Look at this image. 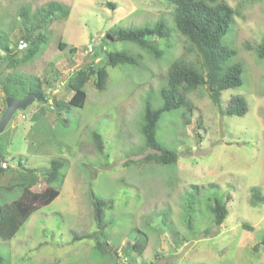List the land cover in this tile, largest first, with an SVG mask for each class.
Masks as SVG:
<instances>
[{"label":"rangeland","instance_id":"obj_1","mask_svg":"<svg viewBox=\"0 0 264 264\" xmlns=\"http://www.w3.org/2000/svg\"><path fill=\"white\" fill-rule=\"evenodd\" d=\"M224 1L240 15L223 44L245 68L242 84L224 91L220 103L225 110L239 97L246 111L222 115L205 86L189 92V109L165 113L158 122L157 140L178 156L175 164L159 165L144 160L157 153L142 149L143 109L146 103L152 109L161 105L159 91L175 60L200 61L176 31L175 6L162 0H0V85L21 97L39 80L49 98L16 110L0 131L1 161L9 165L7 179L0 181V206L29 202L22 195L28 179L37 178L32 192L39 195L48 187L40 174L49 161L67 162L60 186L50 185L58 196L32 213L12 238L0 239V264H264V203L255 205L252 197V189L264 197V59L258 61L255 52L264 41V0ZM48 3H57L67 16L52 12L34 57L5 67L3 47L16 49L20 10H29L32 19ZM157 23L170 32L167 40L149 41L162 52L160 59L114 41L118 29ZM25 43L20 40L18 49ZM104 50L125 52L134 64L106 68L101 91L91 74L84 106H70L68 76L88 64L102 65ZM94 52L100 56L93 60ZM7 97L1 91L2 113ZM54 99L62 109L56 110ZM227 197L228 213L216 227L211 204ZM92 198L106 201L100 226L93 220Z\"/></svg>","mask_w":264,"mask_h":264},{"label":"trees","instance_id":"obj_2","mask_svg":"<svg viewBox=\"0 0 264 264\" xmlns=\"http://www.w3.org/2000/svg\"><path fill=\"white\" fill-rule=\"evenodd\" d=\"M171 3L175 6L174 24L176 31L183 36L190 44L192 49L200 57L198 63L188 62L185 59L175 60L169 67L166 76V85L161 87L159 96L161 105L152 109L149 103L145 104L143 109L142 124L140 133L142 135V149L154 150L157 154L147 155L144 160L147 163H155L161 165L175 164L177 161L176 150L164 147L156 138V128L161 117L165 113L175 112L181 108L189 109L186 101V95L205 86L210 102L216 109H219L220 114L226 116H241L246 111V103L242 98H231L229 104L223 110L221 108L220 96L224 91L232 88H237L242 84L241 75L245 66L236 59V51L233 48L223 44V39L227 35L233 20L239 17V10L232 8L224 0H162ZM106 6H111L109 3ZM48 10V11H46ZM58 11L62 17H66V10L57 3H48L46 7L34 14L33 18H29V10L21 9L19 13L18 36L16 49H10L9 46H4L5 67H18L25 63L28 59H32L40 45L44 42L43 34L40 32L42 26L47 24V21L54 15L52 12ZM43 12H45L43 14ZM33 20L34 23H29ZM50 22V21H49ZM229 34V33H228ZM170 35L164 23H157L153 27H143L136 30L118 29L114 34V41H123L133 44L142 51L153 54L156 59H160L162 52L158 47L149 44L150 40H167ZM106 39V40H105ZM104 41L108 39L105 38ZM22 40L25 45L18 49L17 43ZM59 49L63 51L65 45L58 44ZM28 49V50H27ZM27 50L24 56L18 55L20 51ZM71 53L75 52L74 48H70ZM102 52V47L100 48ZM256 58L258 61L264 59V41L255 49ZM100 54L94 52L92 59L99 58ZM103 63L98 67L91 64L83 66L73 71L66 81L68 87L73 90V94L68 101L70 106L82 108L86 101V93L84 85L90 78L91 74L95 75V87L101 91L106 84V68H114L117 65L134 64L133 58L125 52H106L101 57ZM235 59V61H233ZM1 60V59H0ZM93 63V61L91 62ZM15 67V68H16ZM11 68V69H12ZM0 89L5 96L13 98H21L25 95H32L34 101L38 103H46L49 98L41 90L39 80L37 86L30 87L27 92H24L21 97H15L8 93L5 86L0 85ZM5 103V101H4ZM52 103L56 110L61 108L60 102L54 99ZM62 109V108H61ZM60 110V109H59ZM4 113V112H3ZM93 141L98 152L101 151V143L97 135H94ZM141 149V150H142ZM2 156L0 155V161ZM1 164V163H0ZM67 162L63 159H52L49 161L46 173H41L48 187L41 193L32 192V187L36 182V177L26 182L25 187H22L23 197H28L29 202L21 199L14 200L9 204L0 206V239L12 238L17 230L27 221L29 216L39 208L50 204L59 194L58 189H53L50 185L54 184L59 187L63 178ZM8 167V166H7ZM6 172L5 167L0 165V177ZM21 187L22 185H17ZM252 197L254 204L264 203V197L260 195L258 190L252 189ZM227 199V200H226ZM225 202L214 200L211 204L210 211L214 215L216 227H220L228 213L227 204L228 197ZM105 202L92 198L93 220L97 226H100L103 220V207ZM186 223L190 226V216L186 217ZM246 230L249 226L243 225ZM82 238H76L80 240ZM136 245L132 249H136ZM144 243L140 246H143ZM142 249H137L139 252Z\"/></svg>","mask_w":264,"mask_h":264},{"label":"water","instance_id":"obj_3","mask_svg":"<svg viewBox=\"0 0 264 264\" xmlns=\"http://www.w3.org/2000/svg\"><path fill=\"white\" fill-rule=\"evenodd\" d=\"M106 38L110 40L108 36H106ZM32 100H34V97L32 95H26L20 99L7 97L6 98V110L0 117V131L3 130V128L6 126V124L11 119L12 115L14 114L16 110H22V111L25 110ZM219 128L221 130V117L219 120Z\"/></svg>","mask_w":264,"mask_h":264},{"label":"crops","instance_id":"obj_4","mask_svg":"<svg viewBox=\"0 0 264 264\" xmlns=\"http://www.w3.org/2000/svg\"><path fill=\"white\" fill-rule=\"evenodd\" d=\"M1 91H2V90L0 89V93H1ZM2 92H3V91H2ZM3 100H4V98H3ZM0 114H1V115L3 114V113H2V107H1V110H0ZM1 115H0V116H1ZM0 163L3 164V167H5L6 172H7V171L9 170V165H8V164H5V165H4V163H3L2 161H0ZM1 164H0V165H1ZM7 166H8V167H7ZM11 170H16V167H14V168L11 169ZM6 172L3 174V176L0 177V181H4V180L7 179V178L5 177V176H6ZM2 178H3V179H2ZM9 188H11V187H9ZM9 188H8L7 190H9ZM31 190H32V189H31Z\"/></svg>","mask_w":264,"mask_h":264},{"label":"clouds","instance_id":"obj_5","mask_svg":"<svg viewBox=\"0 0 264 264\" xmlns=\"http://www.w3.org/2000/svg\"><path fill=\"white\" fill-rule=\"evenodd\" d=\"M26 96V95H25ZM16 99V98H15ZM5 110H6V106H5ZM24 111V110H23ZM5 112V111H4ZM2 166H3V164H2Z\"/></svg>","mask_w":264,"mask_h":264}]
</instances>
